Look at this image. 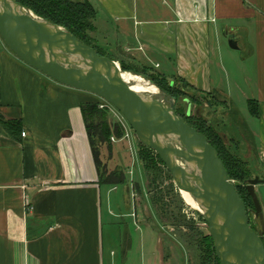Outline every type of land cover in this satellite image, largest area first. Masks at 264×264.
I'll list each match as a JSON object with an SVG mask.
<instances>
[{
	"label": "crops",
	"instance_id": "1",
	"mask_svg": "<svg viewBox=\"0 0 264 264\" xmlns=\"http://www.w3.org/2000/svg\"><path fill=\"white\" fill-rule=\"evenodd\" d=\"M88 2L96 46L117 64L243 105L237 118L251 132L255 175L264 180V0ZM92 101L25 66L0 39V116L25 133L0 129V264H183L179 244L168 239L165 260L158 230L133 209L117 216L112 208L116 185L100 180L82 120ZM116 142L100 148L101 164Z\"/></svg>",
	"mask_w": 264,
	"mask_h": 264
},
{
	"label": "water",
	"instance_id": "2",
	"mask_svg": "<svg viewBox=\"0 0 264 264\" xmlns=\"http://www.w3.org/2000/svg\"><path fill=\"white\" fill-rule=\"evenodd\" d=\"M0 39L25 66L60 86L101 99L119 112L139 143L164 164L174 187L187 192L199 206L218 264H264V180L255 177L245 183L259 223L256 232L216 150L176 115L167 94L156 88L163 100L133 92L121 78L123 71L115 57L98 55L16 0H0ZM228 44L237 49L233 39ZM187 105L190 113L193 106Z\"/></svg>",
	"mask_w": 264,
	"mask_h": 264
},
{
	"label": "rangeland",
	"instance_id": "3",
	"mask_svg": "<svg viewBox=\"0 0 264 264\" xmlns=\"http://www.w3.org/2000/svg\"><path fill=\"white\" fill-rule=\"evenodd\" d=\"M72 1L78 2L80 0ZM91 35L96 40V35ZM161 77L166 79L168 84H174L177 87L184 88L185 91L191 94L193 93L192 90L185 88L177 78H170L162 75ZM142 79L157 88L149 79ZM158 98L165 100L161 92L158 93L157 99ZM167 100L169 101V99ZM217 100L219 102L221 101L220 98H217ZM212 104L214 103L212 102ZM232 104L233 107H229L226 110L224 109L225 107L216 104H214L216 107L213 109L204 105L199 110L208 122L215 127L216 132L223 137V146L226 147L227 151L233 154V156L238 157L246 164V166L242 168L248 171L247 174L252 176L251 179H254L257 177V175L255 176L257 161L254 141L251 132H249L248 129L246 130V127L243 126L242 121L237 118V115L233 114L232 117L231 114V112H233L232 110H234L233 108L237 111H241V106L243 107V105L239 103ZM106 110V119L107 122L110 123L111 129L114 130L116 126H120L121 139L125 140L123 142H116L118 136L111 135L116 143L112 145L111 152L105 150L106 152L104 153L103 159V162L107 165L108 174L120 171L125 179L124 183H118L116 185V191L112 192L110 195L114 203L112 208L115 213H117V216H124L132 212L131 210L133 209L136 217L142 219V222L145 224L148 223L152 225L154 229L158 230L162 234L161 251L162 257L165 260L170 259L172 256L169 250V239L175 243L176 248L177 244L180 246L178 248H180L182 255L178 253V260H180L181 255L183 264H200L199 253L195 245L196 243L199 244L202 235L206 236V234H208L207 225L200 220V212L185 204L180 193L174 187L173 180L170 178L165 168L160 167L163 173H161L160 176H155L156 182L154 181L155 178L153 175H147L145 173L143 164H141L138 156L139 150L141 151V146L136 136H134L133 131L116 109L110 107ZM195 111L196 109L193 106L191 108L192 114ZM125 135H127L128 138H126ZM111 143L113 142L111 141ZM123 148H126V151ZM131 155L132 158H130ZM108 174H103L102 180L106 181L109 176ZM231 182L234 187H244L241 182L235 180ZM126 188H128L129 206L127 208L129 209L124 208L123 205ZM156 198L157 202L155 207L152 205L151 199L154 200ZM247 213L252 226L255 228L256 232L259 231V223L258 219L254 217V210H249ZM123 220H126V218L123 217ZM262 242L264 245V238Z\"/></svg>",
	"mask_w": 264,
	"mask_h": 264
},
{
	"label": "trees",
	"instance_id": "4",
	"mask_svg": "<svg viewBox=\"0 0 264 264\" xmlns=\"http://www.w3.org/2000/svg\"><path fill=\"white\" fill-rule=\"evenodd\" d=\"M23 8L30 10L36 17L42 18L48 22L53 23L62 27L66 32H70L72 35L76 36L83 44L91 47L97 52L98 55L106 56L112 59V57L105 53L102 49L96 46V41L91 34H94V20L97 16V13L93 6L90 5L88 0H80L74 2L72 0H16ZM120 68L125 73H131L141 78H147L153 83L157 88L163 91L169 96L171 100L174 101L176 105V115H178L182 120H184L186 125L194 128L199 134H202L206 137L207 142L212 148H214L219 156L221 162H223L226 169L227 175L230 177V180L241 182L244 187L236 186L235 191H237L241 201L246 207V212L249 210H254V205L247 190H245V183L252 178L247 174V170H244L242 167L246 166L238 157L233 156L230 152L227 151L226 147L223 146V137L216 132L215 127L208 122V120L201 114L198 115L197 111L202 108V102L208 104L210 108L216 107V105H221L228 109L233 107L232 104H226L223 99L219 102L218 93L204 94L203 92H197L192 90L188 85L184 84L182 81L180 83L189 90H192L193 93L185 91L182 87H177L174 84L171 86L166 82V79L160 75L150 74L148 68L138 67L133 65H125L124 63L120 64ZM93 99L92 102L83 105L81 108L82 120L85 125V131L87 137L89 138L91 151L93 153V158L97 171L99 173V178L102 182L108 185H117L118 183H124L125 179L122 172H111L107 173V167L101 164L100 158V148L105 145L109 149L111 146V139L115 135L118 136V139L121 138L120 126H116L111 129V125L107 122L106 119V109L98 108L101 102V99L90 95ZM187 100L190 104L197 105L195 108L196 111L191 114L188 112V105L185 102ZM212 102L214 104H212ZM218 103V104H217ZM248 110L249 114L253 118H257V105L256 103L249 101ZM193 106V105H192ZM234 109V108H233ZM232 110V108H231ZM231 112L238 115L237 110L234 109ZM230 114V115H231ZM0 129L7 135L14 137L17 134L21 133L22 125L19 121H5L2 116H0ZM97 143V145H96ZM141 146V151L139 150L138 156L141 164H143V169L147 175L160 176L163 171L160 167L165 168L158 156L148 148ZM167 171V169H166ZM165 171V172H166ZM168 173V171H167ZM166 173V174H167ZM103 174H108L106 181L102 180ZM169 175V173H168ZM170 176V175H169ZM248 176V177H247ZM256 176V175H255ZM254 176V177H255ZM171 178V177H170ZM172 179V178H171ZM156 182V178L154 180ZM177 189V188H176ZM152 205L156 207V199H151ZM252 208V209H251ZM248 215V213H247ZM249 216V215H248ZM200 220L206 224V220L203 219L202 215H199ZM251 228L255 230L253 226ZM202 235V234H201ZM196 250L199 253L200 264H218V260L215 255V249L213 247L212 238L210 235H202V238L195 245Z\"/></svg>",
	"mask_w": 264,
	"mask_h": 264
},
{
	"label": "bare ground",
	"instance_id": "5",
	"mask_svg": "<svg viewBox=\"0 0 264 264\" xmlns=\"http://www.w3.org/2000/svg\"><path fill=\"white\" fill-rule=\"evenodd\" d=\"M121 78H123V81L130 86V89L133 92L140 93V94H148L152 96H157L159 91L156 90V88L152 85H150L146 80L142 79L141 77H138L136 75H133L131 73H121ZM177 191L180 193L183 201L187 206H191L193 209L201 211L199 209V206L196 205L194 200L189 196L187 192H184L183 190L177 189Z\"/></svg>",
	"mask_w": 264,
	"mask_h": 264
},
{
	"label": "built area",
	"instance_id": "6",
	"mask_svg": "<svg viewBox=\"0 0 264 264\" xmlns=\"http://www.w3.org/2000/svg\"><path fill=\"white\" fill-rule=\"evenodd\" d=\"M110 107L111 106H109L107 103H105L104 101L101 100L100 105H99L98 108H100V109H108ZM24 136H25V133H21V137L23 138ZM125 136H126V138H128L127 135H125ZM111 141L114 143L115 142L114 138H112Z\"/></svg>",
	"mask_w": 264,
	"mask_h": 264
},
{
	"label": "flooded vegetation",
	"instance_id": "7",
	"mask_svg": "<svg viewBox=\"0 0 264 264\" xmlns=\"http://www.w3.org/2000/svg\"><path fill=\"white\" fill-rule=\"evenodd\" d=\"M173 85V84H172ZM171 85V86H172ZM186 103V105L187 104H189L190 102L187 100V102H185ZM175 105V104H174ZM195 108L197 107V105H194V104H192ZM202 107L204 106V105H207L208 106V104H206L205 102H202ZM209 107V106H208ZM210 108V107H209ZM210 109H212V108H210ZM175 110H176V105H175ZM191 114H192V112H191ZM250 226H252V224H251V222H250Z\"/></svg>",
	"mask_w": 264,
	"mask_h": 264
}]
</instances>
